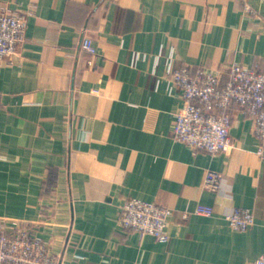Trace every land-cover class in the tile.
I'll return each mask as SVG.
<instances>
[{
	"label": "crops",
	"instance_id": "0c3cea01",
	"mask_svg": "<svg viewBox=\"0 0 264 264\" xmlns=\"http://www.w3.org/2000/svg\"><path fill=\"white\" fill-rule=\"evenodd\" d=\"M25 39L0 63V221L41 237L60 264H251L264 249V157L233 104L231 146L172 137L173 69L264 70V0H0ZM250 7L258 17L245 11ZM87 37L95 52L81 47ZM222 174L219 192L203 187ZM172 210L169 241L124 229L126 198ZM210 206L211 215L195 212ZM248 208L254 224L225 214Z\"/></svg>",
	"mask_w": 264,
	"mask_h": 264
},
{
	"label": "built area",
	"instance_id": "2783aa9c",
	"mask_svg": "<svg viewBox=\"0 0 264 264\" xmlns=\"http://www.w3.org/2000/svg\"><path fill=\"white\" fill-rule=\"evenodd\" d=\"M245 11L258 17L250 7H245ZM25 26V15L0 7V63L15 59L17 48L25 39ZM81 47L89 53L95 52L87 37L82 39ZM223 76V71L213 72L203 67L192 70L186 65L171 71L170 79L180 90L183 101L174 115L172 137L194 151L213 154L227 151L231 146L229 109L236 104L252 118L257 151L264 157V70L233 63ZM222 182L221 173L207 170L203 187L219 192ZM195 212L211 215L213 210L210 206L198 205ZM171 214L166 205L129 197L119 208L118 221L124 229L148 234L166 243ZM225 218L231 228L239 231L254 224V215L248 208L233 207ZM0 264L60 263L41 237L18 222L0 221ZM251 264H264V249Z\"/></svg>",
	"mask_w": 264,
	"mask_h": 264
}]
</instances>
